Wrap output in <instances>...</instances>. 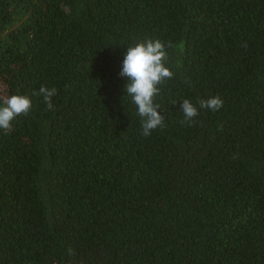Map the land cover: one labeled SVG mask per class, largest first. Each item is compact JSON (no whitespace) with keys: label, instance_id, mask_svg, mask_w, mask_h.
Returning a JSON list of instances; mask_svg holds the SVG:
<instances>
[{"label":"trees","instance_id":"16d2710c","mask_svg":"<svg viewBox=\"0 0 264 264\" xmlns=\"http://www.w3.org/2000/svg\"><path fill=\"white\" fill-rule=\"evenodd\" d=\"M0 264H264V0H0Z\"/></svg>","mask_w":264,"mask_h":264}]
</instances>
